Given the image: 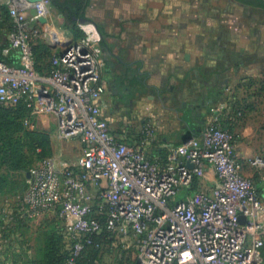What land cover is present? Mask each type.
<instances>
[{"label": "built area", "instance_id": "obj_1", "mask_svg": "<svg viewBox=\"0 0 264 264\" xmlns=\"http://www.w3.org/2000/svg\"><path fill=\"white\" fill-rule=\"evenodd\" d=\"M50 6L0 0V19L10 20L1 26L8 46L0 57V106L25 104L30 119L53 117L60 138L83 149L73 159L42 161L29 173L22 211L2 212L0 222L55 218L72 243L66 264H76L103 232L124 249L135 247V264H264V193L244 173L231 128L237 118L230 113L242 117L241 106H227L224 120L215 118L180 145L163 141L153 118L130 124L132 138H122L113 128L96 26L62 41ZM37 40L59 49L46 74L36 69ZM14 53L18 67L6 60ZM249 164L264 169L261 156Z\"/></svg>", "mask_w": 264, "mask_h": 264}, {"label": "crops", "instance_id": "obj_2", "mask_svg": "<svg viewBox=\"0 0 264 264\" xmlns=\"http://www.w3.org/2000/svg\"><path fill=\"white\" fill-rule=\"evenodd\" d=\"M103 1L106 2L104 9L93 15V23L97 29H102L98 31L102 39L101 58L106 62L103 82L109 89L110 114L118 135L130 140L133 136V132H128L130 124H141L153 118L162 126V140L180 145L215 118L224 120L229 114L225 113L227 106L229 109H233L235 104L241 106L243 102L240 98H243L244 91L233 94L227 90L228 86H232L233 81L229 78L236 69H229L225 75L222 71L232 64L229 60L242 58L247 48L228 47L225 49L231 50L228 55L225 47L215 45L213 48V45L204 43L207 34L202 27L185 30L186 22L177 23L185 20L176 16L171 23L165 24L166 27L161 29L163 31L158 30L162 37L158 36L160 33L155 36V24L148 32L149 27L143 20L144 13L139 10L141 5L138 0ZM90 6L91 10L97 5ZM200 17L201 14L194 16V19L190 16L186 21H192L194 25L202 24L197 19ZM176 26H181L183 31H175ZM5 31L0 27V45L7 47ZM254 46L252 50H255ZM6 60L12 66H19L17 53ZM221 76L224 83L217 88ZM167 86L172 101L169 105H163L164 94L161 91ZM250 94L251 106L247 110L240 107L243 116L238 118L235 112L230 115L237 118L231 128L236 136L235 148L243 171L254 179L255 173L260 175L264 171H258L249 164L257 156L264 159V105L260 106L257 100L264 97V92L250 91ZM207 178L209 185L216 180L213 171H209ZM262 180L263 184L257 186L264 193V177Z\"/></svg>", "mask_w": 264, "mask_h": 264}, {"label": "rangeland", "instance_id": "obj_3", "mask_svg": "<svg viewBox=\"0 0 264 264\" xmlns=\"http://www.w3.org/2000/svg\"><path fill=\"white\" fill-rule=\"evenodd\" d=\"M67 1L71 2L72 0H55L58 4H62V2L65 4ZM88 1V9L84 14L90 18L91 23L76 25L74 31L67 28L61 11L57 9L55 3L53 5L54 1H52L49 20L64 38L77 40L83 36L86 37L82 28H85L87 32L93 31L92 27H95L93 15L101 13L106 2L103 0ZM137 2L141 5L139 10L144 13V22L148 24L147 31L151 32L150 30L155 24V36L160 33L159 31H163L161 29L166 27L165 24L171 23L172 18L176 16L185 20L177 22L178 24L186 22L185 30L202 27L207 34V40L204 41L206 45H213V48L216 47L215 45H220L225 47L224 50L232 46L247 48L242 55L243 57L241 56L242 58L229 60L232 64L222 71L225 75L229 69L233 67L236 69L235 74L229 78L233 81V83L231 82L232 86H228L227 90L233 94L244 91L243 98H240L243 102L240 105L244 110H247L249 105L251 106L249 96L252 94L250 91L264 92V10L236 4L232 0H200V2L199 0H138ZM89 4L92 6L96 4L97 6L90 10ZM199 13L202 19H197L201 20L202 24L194 25L192 21H186L190 16L193 19L194 16H199ZM153 18L155 20H152ZM3 19H5V14H2ZM181 28V26H176L175 31H183ZM98 30L102 29L98 28ZM7 34L8 32L5 31L4 36L6 37ZM177 35L179 36V34ZM158 36L162 37V34L160 33ZM145 38L148 39L146 36ZM0 39L2 38L0 37ZM101 40L100 37V42ZM253 46L255 50H252ZM4 47L6 45H0V51ZM37 50L40 68L43 69L52 65V61L59 51L58 48L51 45H37ZM209 82H211L210 79ZM223 83V76H221L218 78L217 88L221 87ZM161 93L164 94L162 104H171L172 98L168 94V86ZM152 94L155 100L154 90ZM257 100L260 106L264 105V97ZM22 117L23 114L21 113L4 130V135L13 147H7L4 153H0V180H6L0 185L2 191L0 215L3 212L12 216L22 211V199L27 189L29 173L38 169L45 157H59L63 160H69L80 155L83 149L78 141L60 138L56 121L52 117L30 119L29 123L22 122L20 120ZM16 151L17 155L14 156ZM263 177L264 171L260 175L255 173L253 180L257 185H262ZM31 223V228H19L20 236L13 238L8 225L0 222V264H26L28 261L40 263L44 260V251L49 243L47 233L54 230L55 225L47 223L44 218ZM66 246H68L67 243ZM118 247L113 253H106L99 264H135L138 256L137 249L135 247L124 249L121 244Z\"/></svg>", "mask_w": 264, "mask_h": 264}, {"label": "trees", "instance_id": "obj_4", "mask_svg": "<svg viewBox=\"0 0 264 264\" xmlns=\"http://www.w3.org/2000/svg\"><path fill=\"white\" fill-rule=\"evenodd\" d=\"M51 4L52 1L53 5L55 3L57 9L61 11L62 16L65 19V24L68 29H71V31H74L76 28L75 24L72 21L71 18V12L69 9H67L68 3H71L70 1H67V3L64 4V2L57 3L55 0H50ZM244 1V0H240ZM256 6L263 7L264 3L261 0H256ZM87 10V9H86ZM86 10L84 12H86ZM84 12L79 15L78 19H83L87 17ZM10 20L8 18V15L5 14V19H3L0 23V26L9 25ZM85 37V36H83ZM81 37V38H83ZM79 39V38H78ZM37 45H48L44 43L43 41L37 40L35 42V45L33 46V50L36 56L37 65L36 69L41 74H46L51 70V66L46 68H40V59L39 54L37 50ZM23 114L22 119H20L22 122H24L27 119H30V111L27 109L25 104H21L16 108H6L3 106H0V153H4L5 149L7 147H13L11 142L7 139V137L4 135V130L6 126L14 120L15 117H17L20 114ZM25 119V120H24ZM160 156L165 157V152L161 151L158 152ZM14 156L17 155V151L13 154ZM47 158L51 157H45L42 161H44ZM6 180L2 179L0 180V185L3 184ZM197 182L195 181L191 191L196 189ZM0 195H2V191L0 190ZM46 219L47 223H53L55 225L54 230L47 233V237H49V243L47 245L46 250L44 251V260L39 262L36 261H28L26 264H66L68 259L70 258V248L72 246L71 242H68L66 239V236L63 234V230L60 227V224L58 221L55 220V218H48L47 216L44 217ZM17 221L11 225H8V228L10 229V233L12 234L13 238H18L20 236L19 228L21 227H32V223L30 221L21 220L19 218L16 219ZM43 225V224H42ZM92 244L86 245L81 252L80 256L76 259V264H99L101 260H103L105 254H111L114 250H117L115 248H119L120 244L117 245V242L114 239H111L110 236L103 232L101 235H95L91 237ZM66 243L68 246H66ZM116 246V247H115ZM137 261V259H136ZM135 261V263H136Z\"/></svg>", "mask_w": 264, "mask_h": 264}, {"label": "flooded vegetation", "instance_id": "obj_5", "mask_svg": "<svg viewBox=\"0 0 264 264\" xmlns=\"http://www.w3.org/2000/svg\"><path fill=\"white\" fill-rule=\"evenodd\" d=\"M234 3L236 4H240V5H244V6H248L250 8H260L262 10H264L263 7H259L256 6V0H244V1H240V0H232ZM88 0H72L71 3H68V5L66 6L67 9L70 10L71 12V18L72 21L77 24V25H82L81 21H85L87 20L88 23H91L90 19L85 17L83 19H78L77 17L79 15H81L86 9H88ZM67 24V23H66Z\"/></svg>", "mask_w": 264, "mask_h": 264}, {"label": "water", "instance_id": "obj_6", "mask_svg": "<svg viewBox=\"0 0 264 264\" xmlns=\"http://www.w3.org/2000/svg\"><path fill=\"white\" fill-rule=\"evenodd\" d=\"M29 1L36 2V1H39V0H29ZM261 1L264 3V0H261ZM81 22H82V25L88 24L87 20L81 21Z\"/></svg>", "mask_w": 264, "mask_h": 264}, {"label": "bare ground", "instance_id": "obj_7", "mask_svg": "<svg viewBox=\"0 0 264 264\" xmlns=\"http://www.w3.org/2000/svg\"><path fill=\"white\" fill-rule=\"evenodd\" d=\"M59 37H60V39H61L62 41L65 40L64 37H63V35L59 34Z\"/></svg>", "mask_w": 264, "mask_h": 264}]
</instances>
